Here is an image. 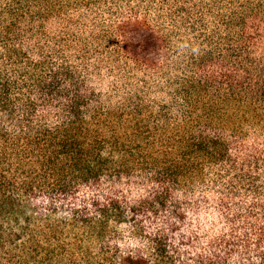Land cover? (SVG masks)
<instances>
[{
    "label": "trees",
    "instance_id": "obj_1",
    "mask_svg": "<svg viewBox=\"0 0 264 264\" xmlns=\"http://www.w3.org/2000/svg\"><path fill=\"white\" fill-rule=\"evenodd\" d=\"M0 264H264V0H0Z\"/></svg>",
    "mask_w": 264,
    "mask_h": 264
}]
</instances>
